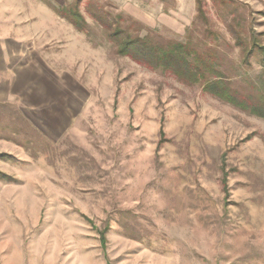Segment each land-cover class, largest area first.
<instances>
[{
	"label": "rangeland",
	"instance_id": "374dc122",
	"mask_svg": "<svg viewBox=\"0 0 264 264\" xmlns=\"http://www.w3.org/2000/svg\"><path fill=\"white\" fill-rule=\"evenodd\" d=\"M230 1L0 0V264H264V119L116 44L131 20L233 45L232 20L257 43L250 67L230 51L247 90L264 0Z\"/></svg>",
	"mask_w": 264,
	"mask_h": 264
},
{
	"label": "trees",
	"instance_id": "16d2710c",
	"mask_svg": "<svg viewBox=\"0 0 264 264\" xmlns=\"http://www.w3.org/2000/svg\"><path fill=\"white\" fill-rule=\"evenodd\" d=\"M230 2L232 1L221 0L223 6L230 5ZM198 5L200 10V1ZM201 11L203 10L199 11L197 19L203 20L207 25V17ZM57 12L78 30H83L84 20L77 11L64 8ZM115 22L119 30L115 34L124 33L123 37L116 39L118 53L128 55L149 68L168 73L186 84H199L203 92L264 119V80H259L264 71L258 75L259 79L255 82L250 75L244 76V82H241L249 87L247 90L235 87L236 83L232 78L236 72L239 74L238 69L241 66L239 64L236 69L234 62L231 61L230 51H233L231 47L239 49L238 56H242L241 59L250 67L251 62L248 56L251 48L257 45L253 33L247 35L241 29L236 30L235 28L239 26L234 27L231 24H234V21L231 20V23L226 24V28L233 39V45L227 42L219 32L212 31L210 28L205 29L204 38L194 36L195 31L198 30L197 23H194L185 41L164 40L151 34V31L144 37L138 34L133 36L132 34L139 32L140 27L127 31L129 28L125 25L132 23L131 20H126L125 25L122 24L125 27ZM248 45H250L249 48Z\"/></svg>",
	"mask_w": 264,
	"mask_h": 264
}]
</instances>
